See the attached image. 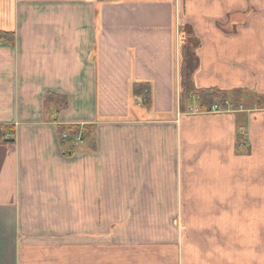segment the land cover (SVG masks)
Returning <instances> with one entry per match:
<instances>
[{
  "label": "crops",
  "instance_id": "1",
  "mask_svg": "<svg viewBox=\"0 0 264 264\" xmlns=\"http://www.w3.org/2000/svg\"><path fill=\"white\" fill-rule=\"evenodd\" d=\"M258 1L246 37L237 0H0V264H225V218L264 223Z\"/></svg>",
  "mask_w": 264,
  "mask_h": 264
},
{
  "label": "rangeland",
  "instance_id": "2",
  "mask_svg": "<svg viewBox=\"0 0 264 264\" xmlns=\"http://www.w3.org/2000/svg\"><path fill=\"white\" fill-rule=\"evenodd\" d=\"M231 3L232 2L230 1L229 4ZM237 7L239 8V12L241 16V24H240V29H239L240 34L245 35L247 37L248 36L247 34L249 32L248 25L251 24L250 23L251 21H255L256 18H258V17H253L254 16L253 9L254 8L259 9V1L258 0H237ZM226 17H228V19L230 20L232 19L231 14L230 15L226 14ZM176 20L178 22L177 23L178 26H180L178 27L179 29H181V26L185 25L186 22H188L189 24L191 20L193 21L191 17L185 16L184 10L181 8V6L178 7ZM226 28H228L230 31L232 30V26H228ZM195 36L196 35L194 34V38L197 37ZM195 41L196 40L194 39L192 43V52H193L192 55L194 58L197 59L199 57V51H200L199 49L202 43H200V39L197 40V42ZM250 45H253L252 49L248 48ZM258 45H260V47L263 49L264 44H257L256 47H258ZM181 47L184 50L185 46L183 44L181 45ZM240 50L242 54L251 52V55H252L251 60L254 64L253 67H255L256 65V68L259 69L258 73H261L263 71L264 64L261 63L262 60L258 56H256L255 58V51H254L255 44H250L248 42H242L240 43ZM197 62H199V59ZM193 76L194 78L196 77L195 74H193ZM261 79L262 78L258 76L256 81H261ZM235 92H241V90L235 91ZM190 93H191L190 98H188L186 101L198 102L199 100L197 96H195V91L193 92L186 91L184 95L188 96ZM248 94L243 95L241 92V95L243 96H241V98L237 100L236 102L233 101V97H232L233 95L231 94L230 96L228 95L229 97L224 102H227L228 105L230 104L232 105L233 103L237 105L239 101H242L243 103L248 104L247 103ZM252 97H255L254 94L252 95ZM252 101H254V104H255V106H253L254 108L255 107L256 109L262 108V106L260 105L261 102L259 100L253 98ZM143 103L144 101L142 100L141 104ZM223 103L221 104L219 103L218 105H221L222 107H224ZM65 134L63 136H65ZM71 141L74 145H83L82 137L79 142H74L73 138L71 139ZM244 211L245 212H243L241 215L237 214L235 218H230V217L225 218V226L227 230L225 234L223 235L225 239V244L227 246L224 251V256H223V260L225 264H233V260H239L240 264H248L250 259H255V260L257 259L258 262L264 259V223L261 222L260 220H255L254 218H252L251 214L247 212V210H244ZM206 240L208 239L206 238ZM188 249H190L189 246H188ZM194 250H199V248L196 246ZM211 255L213 256V258H216L217 251H215ZM118 262L119 264H124V262L117 261V263Z\"/></svg>",
  "mask_w": 264,
  "mask_h": 264
},
{
  "label": "trees",
  "instance_id": "3",
  "mask_svg": "<svg viewBox=\"0 0 264 264\" xmlns=\"http://www.w3.org/2000/svg\"><path fill=\"white\" fill-rule=\"evenodd\" d=\"M228 92L226 91H221V90H217V89H214V88H210V89H200V90H197L195 91V96H197L198 98V103L200 105V107L202 109H208L211 105L213 104H221L223 103L225 100H227V98L229 97L228 96ZM233 96V101H237L241 98V92H232L231 93ZM47 98V97H46ZM255 99H257L255 97ZM65 132L67 134H65V136L67 138H63L62 136L64 134H62L60 136V140L62 142H69L71 143V139L76 136L77 134H79V130L78 128L76 127H69V128H66L65 129ZM81 137L82 139L84 140V137H85V130L81 131V134H80V140H81Z\"/></svg>",
  "mask_w": 264,
  "mask_h": 264
},
{
  "label": "built area",
  "instance_id": "4",
  "mask_svg": "<svg viewBox=\"0 0 264 264\" xmlns=\"http://www.w3.org/2000/svg\"><path fill=\"white\" fill-rule=\"evenodd\" d=\"M224 107L218 104H213L210 106V109L208 110V113L210 114H223L229 112V105L227 102H224ZM63 138H66V136H63ZM74 142H79L80 141V135L77 134L76 136L73 137Z\"/></svg>",
  "mask_w": 264,
  "mask_h": 264
}]
</instances>
